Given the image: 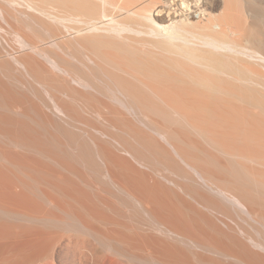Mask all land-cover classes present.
<instances>
[{
	"label": "bare ground",
	"instance_id": "6f19581e",
	"mask_svg": "<svg viewBox=\"0 0 264 264\" xmlns=\"http://www.w3.org/2000/svg\"><path fill=\"white\" fill-rule=\"evenodd\" d=\"M0 30V264H264V0H0Z\"/></svg>",
	"mask_w": 264,
	"mask_h": 264
},
{
	"label": "rangeland",
	"instance_id": "374dc122",
	"mask_svg": "<svg viewBox=\"0 0 264 264\" xmlns=\"http://www.w3.org/2000/svg\"><path fill=\"white\" fill-rule=\"evenodd\" d=\"M132 5V9H136V10H138L140 7H142V5H141V2L140 1H137L136 3H134V5L133 4H131ZM166 8L165 7H161L159 10H165ZM141 10V9H140ZM196 19H198V18H196ZM1 31V30H0ZM264 36V35H263ZM263 50H264V48H263ZM40 264H51V263H49V262H47V261H44V262H41ZM113 264H128V263H126V262H124V261H121V260H118V261H116V262H114Z\"/></svg>",
	"mask_w": 264,
	"mask_h": 264
}]
</instances>
